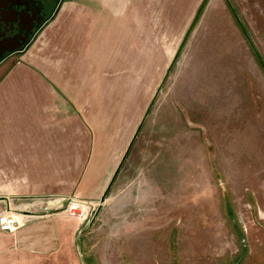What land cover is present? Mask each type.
<instances>
[{"label":"rangeland","instance_id":"obj_1","mask_svg":"<svg viewBox=\"0 0 264 264\" xmlns=\"http://www.w3.org/2000/svg\"><path fill=\"white\" fill-rule=\"evenodd\" d=\"M118 3L96 8L115 15ZM195 3L166 8L174 28ZM194 10L165 48L158 79L143 81L142 115L120 164L56 205L80 219L64 264H264V0H199ZM42 19L14 36L8 61L30 47ZM127 107L125 124L136 111Z\"/></svg>","mask_w":264,"mask_h":264},{"label":"crops","instance_id":"obj_2","mask_svg":"<svg viewBox=\"0 0 264 264\" xmlns=\"http://www.w3.org/2000/svg\"><path fill=\"white\" fill-rule=\"evenodd\" d=\"M42 1L34 42L21 57L0 61V211L24 220L0 231V264L73 261L80 219L56 205L68 193L91 192L120 164L127 131L142 115L143 81L158 79L165 48L184 36L199 2L178 29L165 12L175 0H119L115 15L96 0ZM102 39L107 44L96 46ZM104 47L107 57L100 56ZM129 104L136 111L125 124L120 112ZM96 120L104 130L97 138Z\"/></svg>","mask_w":264,"mask_h":264},{"label":"flooded vegetation","instance_id":"obj_3","mask_svg":"<svg viewBox=\"0 0 264 264\" xmlns=\"http://www.w3.org/2000/svg\"><path fill=\"white\" fill-rule=\"evenodd\" d=\"M43 4L42 0H4L0 4V61L13 52L9 50L10 42L25 31V25L37 17Z\"/></svg>","mask_w":264,"mask_h":264},{"label":"built area","instance_id":"obj_4","mask_svg":"<svg viewBox=\"0 0 264 264\" xmlns=\"http://www.w3.org/2000/svg\"><path fill=\"white\" fill-rule=\"evenodd\" d=\"M24 224V220L18 217L11 209H3L0 211V231H14Z\"/></svg>","mask_w":264,"mask_h":264},{"label":"trees","instance_id":"obj_5","mask_svg":"<svg viewBox=\"0 0 264 264\" xmlns=\"http://www.w3.org/2000/svg\"><path fill=\"white\" fill-rule=\"evenodd\" d=\"M204 2H205V1H204ZM204 2H203V3H204ZM201 8H202V6H201V7L199 8V10L197 11V14H196V16H195L193 22L195 21L196 17L199 15V12H200Z\"/></svg>","mask_w":264,"mask_h":264},{"label":"water","instance_id":"obj_6","mask_svg":"<svg viewBox=\"0 0 264 264\" xmlns=\"http://www.w3.org/2000/svg\"><path fill=\"white\" fill-rule=\"evenodd\" d=\"M0 198H2V197H0Z\"/></svg>","mask_w":264,"mask_h":264}]
</instances>
